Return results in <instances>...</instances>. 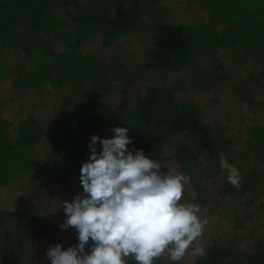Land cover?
<instances>
[{"label":"rangeland","instance_id":"1","mask_svg":"<svg viewBox=\"0 0 264 264\" xmlns=\"http://www.w3.org/2000/svg\"><path fill=\"white\" fill-rule=\"evenodd\" d=\"M118 4L134 13L136 26L111 35L105 44L100 29L115 16ZM213 12L207 0H70L68 7L51 13L57 23L68 26L59 25L61 30L57 29L52 39L39 41L42 43L37 47L33 43L42 32L34 38L27 36V27L20 21L15 25L20 36L4 44L15 42L13 46L22 47L31 38V50L37 55L39 49L46 50L47 66H54V74L61 69L55 61L59 66L76 63L81 74L76 78L81 82L39 89L15 79L0 83V121L9 126L5 127L9 138H19L25 127L22 121L28 123L25 130L39 136L33 144V164L25 171L0 177V211L4 212L7 227L2 236L9 238L7 245L15 253L14 264H51L46 256L49 247L61 244L67 250L78 246L76 229L63 230L60 225L67 219L63 202H72L83 192L81 172H69L71 165L58 151L73 131L82 141L72 140L86 147L93 135L113 138V114L117 110L116 116L121 117L116 120L117 127L129 128L133 141L130 150L133 145L135 150L149 148L142 142L148 136L153 140L152 160L159 162L162 170L191 177L182 201L199 206L201 219L207 220L196 242L204 251L203 255H192L190 249L178 264L207 259L212 248L248 251L257 244L264 245V139H256L251 130L253 126L264 127V45L245 43L239 37L236 42L230 24H221ZM88 17L96 19L93 23L100 32L69 49L77 51V57L71 58L64 52L71 44L65 32H74L75 26ZM159 22L195 27L192 47L184 55L189 61L164 70L147 67ZM224 33L230 34L226 40L229 45L214 40ZM0 35L3 44V33ZM151 87L157 89V109L162 113L169 108L181 112L184 104L193 105L192 117L201 125L199 135L187 139L180 129L170 133L161 127L160 133L147 135L144 128L136 136L132 116L140 102L150 98ZM93 99L95 102L88 106ZM252 100L255 105L250 104ZM85 109H89L90 116ZM79 115L92 121L88 125L80 119V129L61 133L64 124L78 121ZM96 148L102 151L101 144L97 143ZM221 153L239 169L240 188L244 184V190L236 191L229 184L227 172L220 168ZM182 157H186V163ZM13 215L18 216L11 218ZM91 243L86 248L89 253ZM167 256L165 252L160 258L171 264Z\"/></svg>","mask_w":264,"mask_h":264},{"label":"trees","instance_id":"2","mask_svg":"<svg viewBox=\"0 0 264 264\" xmlns=\"http://www.w3.org/2000/svg\"><path fill=\"white\" fill-rule=\"evenodd\" d=\"M210 8L213 9L212 15L216 20H220L223 24L228 22L229 27L237 36L236 42L239 38H242L243 42L250 44L264 45V0H207ZM244 3V4H242ZM70 0H0V26L5 23V28H1L0 33L2 35L3 44L0 43V83L3 80L15 79L26 83L34 89H39L44 85H50L55 87L66 86L70 84L80 83L81 79L76 78L81 76L80 72H77L78 65L76 63H67L65 66L58 65L55 61V65L59 68L58 72L54 74V66H47L49 62L47 58L49 56L44 48L39 49V54H35L31 50L33 40L28 38L27 45L13 46V43H6L7 39L12 40V37L17 39L20 36L18 29L15 25L20 21L22 26L27 27V36H35L36 33L42 32L41 36L37 38L33 43L34 47L40 46L43 39L50 40L57 33V29L68 26V23L63 25L57 23L54 18L52 19L51 13L56 9H64L68 7ZM242 4L240 7L238 5ZM113 5V4H112ZM93 17L86 18L79 25L75 26V31L65 32V39L71 44L68 45V55L71 58H76L77 54L69 49H74L76 46L83 44L85 41L90 40L94 34L101 31L103 35V41L108 43V38L111 35L121 34L127 31V29H135L136 16L126 9L122 4L116 6L115 16L107 20V25L100 31L93 23ZM99 20V19H98ZM97 20V21H98ZM45 22V23H44ZM44 23V24H43ZM45 25V27L43 26ZM60 25V26H59ZM195 29L194 26H185L183 24L176 25L172 23L162 22L157 23L155 28L154 40L152 46L149 48L148 56V68H160L165 69L168 67H174L175 65L183 64L189 61V57L184 56L191 49L192 36L191 33ZM61 30V29H60ZM201 30H197L200 33ZM202 31H204L202 29ZM229 33V32H228ZM227 34V33H226ZM218 34L214 40L219 39V43L229 45L227 39L229 35ZM1 36V35H0ZM58 37V36H57ZM239 37V38H238ZM27 38V37H26ZM194 38V37H193ZM196 38V37H195ZM73 39V41L71 40ZM236 42H232L235 44ZM258 42V43H255ZM9 45H11L9 47ZM17 45V43H16ZM45 45V43H44ZM11 53L6 55L7 50ZM54 59L53 57H51ZM77 61V60H75ZM62 66V67H61ZM89 77V75L87 76ZM91 78V76L89 77ZM156 90L151 87L149 91L150 98L142 100L135 109V114L132 119L136 124L135 135L139 136L142 129H147V135L161 132V127L169 129L170 133L177 130L186 132L187 139L193 136L199 135L201 125L192 117L194 108L191 104H184L179 109H167L166 113L157 109L160 107V103L156 101ZM84 98L80 96L79 99ZM155 99V101H154ZM84 103H87L83 100ZM94 99L87 103L88 106H92ZM251 105H255L254 100L250 102ZM124 106V104H122ZM258 106V105H257ZM120 107V106H119ZM119 107L117 109H119ZM180 108V107H179ZM87 110V116H90L89 109ZM118 110L113 114V127H117V121L121 117L116 116ZM109 115V114H108ZM86 116V117H87ZM112 116V114L110 115ZM82 115L79 118L68 123H65L61 128V133L68 131L78 130L81 128L83 120ZM88 118V117H87ZM91 119L86 120L85 123L89 125ZM23 122L22 131L19 138L12 141L9 138V133L5 125L0 121V177L2 175H12L21 171L27 170V166L33 164V144L38 141L39 136L33 133V131L25 130L28 123ZM98 123V122H97ZM84 125V124H83ZM254 137L258 140L264 139V127L253 126L251 128ZM72 133V132H70ZM77 132L73 131L65 141L63 150L58 151V154L65 158L69 165L68 171L72 170L81 172L82 165L90 159L91 149L89 145L76 144L75 141L80 140V136H76ZM74 139L75 141H73ZM83 139H85L83 137ZM72 140V141H71ZM149 148L144 149L145 155L151 156V148L153 140L148 136H144L143 141ZM250 143V142H249ZM151 146V147H150ZM186 152L185 149H181ZM154 155V154H153ZM155 157V156H154ZM186 157H182V162H185ZM61 179H65L62 177ZM81 181V180H80ZM247 187V186H246ZM237 190H244V184L242 188H235ZM18 215H13L11 218H16ZM4 212L0 211V264H14L15 253L8 248V237L5 235L3 238V232H6L7 227L5 224ZM8 234V232H7ZM126 264H136L134 257L129 256L126 258ZM154 264H165L161 259H155ZM195 264H264V245H255L248 251H235L229 250H217L212 248L211 253L207 256V259H201Z\"/></svg>","mask_w":264,"mask_h":264},{"label":"clouds","instance_id":"3","mask_svg":"<svg viewBox=\"0 0 264 264\" xmlns=\"http://www.w3.org/2000/svg\"><path fill=\"white\" fill-rule=\"evenodd\" d=\"M111 131L113 138L91 137V156L81 168L83 192L63 202L67 219L60 227L75 228L79 244L67 250L61 244L49 247L51 264H126L129 256L136 264H154L165 252L171 264H178L190 249L203 255L196 242L207 220L201 219L199 206L182 201L191 177L162 170L134 145L130 150L128 127ZM219 164L229 184L239 189V169L222 153Z\"/></svg>","mask_w":264,"mask_h":264}]
</instances>
